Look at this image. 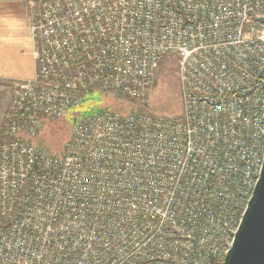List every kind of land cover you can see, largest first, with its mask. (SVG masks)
Listing matches in <instances>:
<instances>
[{
	"label": "built area",
	"instance_id": "2783aa9c",
	"mask_svg": "<svg viewBox=\"0 0 264 264\" xmlns=\"http://www.w3.org/2000/svg\"><path fill=\"white\" fill-rule=\"evenodd\" d=\"M35 74L0 129V264H221L264 164V0H28ZM175 56L178 116L143 102Z\"/></svg>",
	"mask_w": 264,
	"mask_h": 264
},
{
	"label": "rangeland",
	"instance_id": "374dc122",
	"mask_svg": "<svg viewBox=\"0 0 264 264\" xmlns=\"http://www.w3.org/2000/svg\"><path fill=\"white\" fill-rule=\"evenodd\" d=\"M27 7L29 28L32 18L37 15V10L32 9L29 5ZM177 65L178 60L175 56H167L162 59L156 74L155 82L148 91V94L143 102L133 101L136 103L132 104L131 102H123L118 100L114 104L108 105L102 104L104 102V100H102V97H105L104 95L101 97L100 94H91L89 97H87L83 105L73 108L71 111L59 118L49 120L40 133L38 142L41 143L40 145L53 152H62L66 140L70 137L71 132L73 131L81 116L89 112L101 110L102 108H110L113 110L122 111L118 109L134 107L135 109H139L141 111L152 110L154 113H159L160 110H156V107L168 103L172 98L169 87L166 88L167 90L163 89L162 87L164 82H167V80L171 78L170 76L172 75V69L175 67L177 68ZM17 81L19 80L0 78V129L5 114L10 107L11 100L14 95L15 83ZM170 84L173 85V82L171 81ZM145 103L148 104L147 110L143 107ZM123 111H129V109Z\"/></svg>",
	"mask_w": 264,
	"mask_h": 264
},
{
	"label": "crops",
	"instance_id": "0c3cea01",
	"mask_svg": "<svg viewBox=\"0 0 264 264\" xmlns=\"http://www.w3.org/2000/svg\"><path fill=\"white\" fill-rule=\"evenodd\" d=\"M27 0H0V78L29 80L36 70Z\"/></svg>",
	"mask_w": 264,
	"mask_h": 264
},
{
	"label": "water",
	"instance_id": "95a60500",
	"mask_svg": "<svg viewBox=\"0 0 264 264\" xmlns=\"http://www.w3.org/2000/svg\"><path fill=\"white\" fill-rule=\"evenodd\" d=\"M221 264H264V164L232 247Z\"/></svg>",
	"mask_w": 264,
	"mask_h": 264
},
{
	"label": "trees",
	"instance_id": "16d2710c",
	"mask_svg": "<svg viewBox=\"0 0 264 264\" xmlns=\"http://www.w3.org/2000/svg\"><path fill=\"white\" fill-rule=\"evenodd\" d=\"M170 77L171 78H169L167 80V82H164V85H163L162 88L167 90L166 88L169 87L170 95L172 97L171 100L168 103H165V104L160 105L159 107H156V110H160L159 113H154L152 110H151L152 112L147 110L148 104L145 103L143 107L147 110V112H150V113H152L154 115H162V116H168V117L178 116V115H180L182 113L183 104H182L181 83H180L178 65H177V68L175 67V68L172 69V75ZM171 81L173 82V85L170 84ZM168 84H170V85H168ZM100 96L102 97L103 95H100ZM104 96L105 97H102L103 98L102 100H104V102L102 104H108L109 105V104H114L116 101H118V99L115 98V97H112V96H109V95H104ZM121 101H123V102H131L132 104L136 103V102H133V101L128 100V99H124V100H121ZM102 109H108V108H102ZM127 109L133 110L135 108L132 107V108H127ZM127 109H118V110H122L123 111V110H127ZM48 122L49 121H47L46 124ZM39 136H40V134L35 139H33V143L36 144V145H40L41 144V143L38 142ZM49 151H51V150H49Z\"/></svg>",
	"mask_w": 264,
	"mask_h": 264
}]
</instances>
